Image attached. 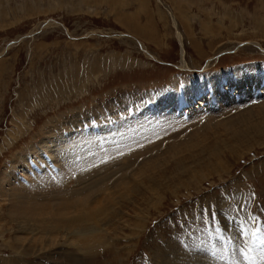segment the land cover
I'll return each mask as SVG.
<instances>
[{"label":"rangeland","instance_id":"374dc122","mask_svg":"<svg viewBox=\"0 0 264 264\" xmlns=\"http://www.w3.org/2000/svg\"><path fill=\"white\" fill-rule=\"evenodd\" d=\"M252 63L264 72V0H0V174L20 175L15 159L33 155L32 148L42 150L44 140L75 139L65 149L66 159L58 160L63 173L71 171L62 189L88 185V205L109 206L99 224L92 221L88 235L60 229L55 235L42 229L25 234L0 196V264L259 261L264 252V98L221 110L211 122L199 114L178 128L154 130L135 147L120 146L119 151L140 148V155L156 147L135 164L134 153L127 160L122 154L115 167L108 152L100 154L102 139L90 138L102 125L136 118L148 110L153 95L178 83L184 88ZM245 110H251L259 130L240 120L232 128L223 124ZM178 131L177 142L168 139ZM172 143L176 148L165 154ZM157 153L153 171L150 165L131 176ZM120 166L127 167L129 184L107 189V174ZM53 190L48 195L53 200H40L39 207H58L61 190ZM84 201L72 197L71 212L85 213ZM46 215L45 222L52 223L51 210ZM89 237L93 251L80 243Z\"/></svg>","mask_w":264,"mask_h":264},{"label":"bare ground","instance_id":"6f19581e","mask_svg":"<svg viewBox=\"0 0 264 264\" xmlns=\"http://www.w3.org/2000/svg\"><path fill=\"white\" fill-rule=\"evenodd\" d=\"M176 20H177L176 17H174L173 21H174L175 26L177 27V21ZM177 36L180 39V41H182L181 40L182 32H180L179 29H177ZM257 44L259 46H261L260 43H257ZM184 52H185V49H184V47H182V56L183 57H184ZM259 67H261V66L260 65L257 66L253 63H252V65H249V66L246 65V66H241V67H236V68L232 67V69H228V70L217 73L213 78L204 79V80H195L194 82H191L188 85H186L184 88L180 87V84L178 83V85L175 89L172 88L171 90H165L159 96L153 95L151 97V100H150L151 105H149V108L148 107L145 108L148 110L147 111L144 110L139 116H137L138 118L137 117L133 118L130 121L125 120L126 122L122 120L121 124L120 125L115 124L116 126L112 125L113 121L111 122V125H109V124H106L105 126L102 125L101 130H99L98 134L95 137L93 136L90 138L92 140L97 139V138L102 139V144H101L102 147H101L100 154L104 155L108 152L107 155L110 156L109 162L111 164L115 165V167H116V165L120 164L122 154L125 155V159L127 160V158H129L132 155V153H134L133 155H134L135 159H133V161H134L133 163L135 164L140 157L146 156L149 153L151 154L156 149V147L154 148V150L151 149V150L144 151V153L142 155H140L139 153L141 151L139 153H136V152H138V150L140 148L139 149H135V148L131 149L130 148V149H126V150L124 149V151L120 150L121 151L120 152L119 151L120 146L127 145V147H131V146L135 147L134 145H136V143L140 142V140H141V142L142 141L144 142L146 140L147 136L149 138V136L152 134V132L154 130H157V129L165 127V126H169L172 128L177 127V126H181L182 124L186 123V121H185L186 119H188V120H190L191 118L193 119L194 117H196L199 114L201 116H202V114H204V115L207 114L206 120H208L207 122H209L211 119H213V117H215V114L219 113L221 110H224L227 108H230V109L235 108L236 106H244L246 104H249V102L251 103L255 100L263 99L264 98V86H263V84H264V74L263 73L264 72H261L259 74L258 71H256ZM252 69H254V71ZM226 85H228V87H226ZM247 85H248V87H247ZM248 88H249V90L247 93L246 91ZM251 94L253 97L251 96ZM263 101H264V99H263ZM260 104H261L260 108L262 109L261 111L264 112V104L263 105H262V103H260ZM203 107H206L205 112H202L200 110V108L202 109ZM184 108L187 109V112L189 113L188 118H185V116H184L185 113H187V112H185ZM195 109H199V110H197V112L192 113V110H195ZM245 111H248V110H245ZM251 113H252L251 110H249L248 112L241 114V116L237 119L227 120V121L224 120L225 122L223 124L226 127L232 128L235 126L236 121L240 120V121H242L241 123L247 124L249 126H252V128L259 130L260 124L258 122H256V123L253 122L254 118L252 119L251 116L253 114H251ZM103 115H106V114L103 113ZM104 117H106V116H104ZM202 118L199 119L200 122H201ZM137 127H139V129ZM127 129H130V130L126 133ZM168 130H170V129L168 128ZM186 130H187V128H186ZM171 131H173V130H171ZM181 131L182 130H180V132ZM180 132L178 131V132H175L174 134L172 132V135L169 136L168 139L173 138L174 142H177L178 140H176V139L179 136ZM79 134H80V132H79ZM53 137H54V135H53ZM150 138H152V137H150ZM88 139H89V137H88ZM137 139H138V141L136 142ZM74 140H67L66 138L65 139L62 138V136H58V137L56 136V138H54V139L42 141V143H43L42 144V147H43L42 150H40L39 148H36L35 147L36 145L34 144L35 148L34 149L32 148L33 155L30 156L29 155L30 153H25L22 156H19L17 159H15V163H18V164H20V166H22L20 175L16 174V176L15 175L12 176L13 172H11V174H6V173L0 174V196H3L4 198H6V201H8L7 202L8 203V213H9L11 218H14L18 223H20V230L22 233L26 234V233H31L35 229H42L44 233H48L50 235H53L54 233H57V230L60 229V230H66L68 233H71L72 235L76 234V232L79 234L81 233L84 235H88L89 233H92V230H91V226H93V224H91L92 221L94 220L95 223L99 224L98 222L100 220V215L102 216V214L105 213V212L103 213L102 210L104 211V208H105L106 211H108L107 210L109 207L108 205H106L105 207H102V206L97 205L95 203L93 204V206L88 205L89 204L88 202L91 201V199H92L90 197V194H87L89 192H86V191H88L86 189V188H88V185L83 186L81 190H76L75 188H74L75 189L74 190L73 189L74 184L71 185L67 189L66 188L62 189L64 187V183L66 182L67 175L71 174L70 173L71 171L66 170L63 173V164L61 162H59L58 160L66 159V156H67L69 151L67 152V150H65V149H67L71 145V143L74 142ZM83 142H85V141H83ZM95 142H98V139ZM89 143L92 144V141ZM173 143L170 144V146L166 147V150L164 151L165 154L169 153V151H171L173 148H176L173 145ZM81 146H83V145H81ZM94 146H95V143H94ZM97 148H98V146H97ZM142 148H143V146H142ZM73 149H75V147H73ZM102 149H103V151H102ZM112 149H116V151L114 153L115 156H113V157L111 156V153L109 154V152H111ZM74 151H76V153H79V152H77V150H74ZM117 152H120L121 154L118 155ZM60 154H62V155H60ZM124 155H123V157H124ZM159 155L160 154L157 153L156 156L151 155L148 158L146 157L145 158L146 160L144 162H142V165L140 167L138 166L139 169L137 167L136 171L132 170L131 176L135 177L139 172H140L139 174L142 175L143 169L147 166L151 165L150 169L154 165L156 166L157 164H155L154 162H155V159L158 158ZM32 156L34 157V160H33ZM78 156H79V154H78ZM104 156H102V157H104ZM72 157H73V155H72ZM55 158H56V160H53ZM50 159H52L53 162L50 161ZM72 160L74 161V159H72ZM56 161H58L59 164ZM110 163H109V165H110ZM65 164H67V163H65ZM126 164H127V162H126ZM131 164H132V162H131ZM57 165H60V167L62 168V170L60 169L59 173L57 170L59 168V166H57ZM67 165H65V167ZM74 166H76V165H73V167ZM84 167H86V166H84ZM120 167H122V166H120ZM123 169H124L123 167H122V169L118 167L117 170H111V173L107 174V176H106L107 179L105 180L108 183L107 189H111V187H116L115 189H117V187H121L122 184H124V185L129 184V179H127L128 178L127 167H126V170H123ZM121 170H123L125 172H123V174H121L120 173ZM75 171L76 170H74V172ZM150 171H153V170L151 169ZM118 173H120L121 175H119L118 178H115V180L113 181V185L111 186L110 180L114 176H116ZM146 174H147V172H146ZM73 175H74V173H73ZM79 180H81V179H79ZM94 181H95V179H94ZM101 181H104V178H102V180L99 179V182H101ZM79 183H82V182H79ZM90 187H91V191H92L94 184H92V186H90ZM54 188H55V190H53ZM56 188H59L60 190L62 189L59 193V196L55 198V199L59 198L61 200L60 203L58 202L59 203L57 205L58 207L57 208L46 207V206L39 207V204H37V202H39L40 200H46V199H50V201L53 200V198L51 196H48V195H50V192H52V190L56 191ZM105 191H106V189L104 190V192ZM39 195H41L40 196L41 198H38ZM76 196H80V197L85 198L83 205H86V207L88 206V208H87L88 210L85 211V213H81L80 211L78 213H76L75 211L71 212V210H73L71 199H72V197H76ZM3 200H5V199H3ZM48 210H51L52 216L50 218L51 219L54 218V221H52V223L45 222L47 220L46 212ZM101 212H102V214H101ZM42 214H44V221H43V215ZM26 223H30L31 226L26 227L25 226ZM32 223H33V225H32ZM97 224L95 226H98ZM18 238H19V240H22V239L26 240L27 237L22 236L20 238L18 236ZM36 238H37V236L34 237L33 240H35ZM51 238H53V237H51ZM72 239H73V237H72ZM80 239L78 238L77 240H80ZM83 239H82V241L80 240V243H82L81 244L82 247L88 251H91V250L93 251V246H96V245H93L91 248L89 247V246H91L90 243L88 242L90 240V237L85 239L87 241H83ZM54 240H56V239H54ZM89 248L91 250H89ZM80 249H81V247H80ZM70 250L71 249H69V251ZM73 250H75V249H73ZM24 252L27 253L28 251H26V249H24ZM67 253H68V251H67ZM86 253H87V251H86ZM77 254H76V256H77ZM87 254H89V253H87ZM89 256H91V254ZM89 256H87V257H89ZM77 257H80V256H77ZM73 259H74V261H76L75 260L76 257ZM80 259H81V257H80ZM80 262H81V260H80ZM76 263H78V262L76 261Z\"/></svg>","mask_w":264,"mask_h":264},{"label":"snow or ice","instance_id":"6c2138e0","mask_svg":"<svg viewBox=\"0 0 264 264\" xmlns=\"http://www.w3.org/2000/svg\"><path fill=\"white\" fill-rule=\"evenodd\" d=\"M249 264H264V252L261 253L259 261L254 257H247Z\"/></svg>","mask_w":264,"mask_h":264}]
</instances>
